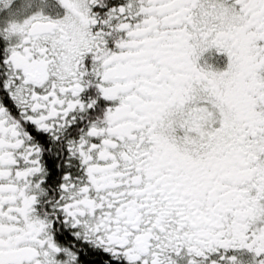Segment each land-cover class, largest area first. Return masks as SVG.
I'll return each instance as SVG.
<instances>
[{"label":"snow or ice","instance_id":"6c2138e0","mask_svg":"<svg viewBox=\"0 0 264 264\" xmlns=\"http://www.w3.org/2000/svg\"><path fill=\"white\" fill-rule=\"evenodd\" d=\"M0 264H264V0H0Z\"/></svg>","mask_w":264,"mask_h":264}]
</instances>
